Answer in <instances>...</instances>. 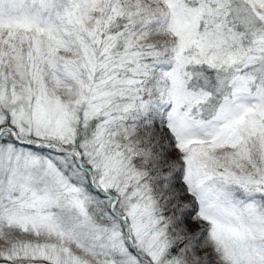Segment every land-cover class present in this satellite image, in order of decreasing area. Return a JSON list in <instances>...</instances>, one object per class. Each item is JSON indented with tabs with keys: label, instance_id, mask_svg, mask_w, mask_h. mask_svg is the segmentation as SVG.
Here are the masks:
<instances>
[{
	"label": "snow or ice",
	"instance_id": "6c2138e0",
	"mask_svg": "<svg viewBox=\"0 0 264 264\" xmlns=\"http://www.w3.org/2000/svg\"><path fill=\"white\" fill-rule=\"evenodd\" d=\"M0 264H264V0H0Z\"/></svg>",
	"mask_w": 264,
	"mask_h": 264
}]
</instances>
